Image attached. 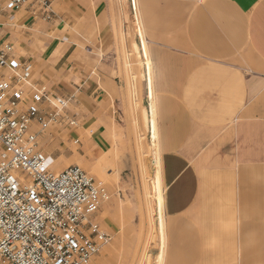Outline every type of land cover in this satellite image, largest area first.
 <instances>
[{
	"label": "crops",
	"instance_id": "1",
	"mask_svg": "<svg viewBox=\"0 0 264 264\" xmlns=\"http://www.w3.org/2000/svg\"><path fill=\"white\" fill-rule=\"evenodd\" d=\"M7 2L0 40L12 44L15 66L31 65L27 94L43 87L67 101L51 169L102 158L120 125L119 89L104 75L98 41L88 52L79 33L99 30L108 0L31 2L16 12ZM160 5L150 127L156 155V136L161 147L162 264H264V0H201L186 12ZM97 212L91 220L106 232Z\"/></svg>",
	"mask_w": 264,
	"mask_h": 264
},
{
	"label": "rangeland",
	"instance_id": "2",
	"mask_svg": "<svg viewBox=\"0 0 264 264\" xmlns=\"http://www.w3.org/2000/svg\"><path fill=\"white\" fill-rule=\"evenodd\" d=\"M167 2H175L177 8L186 12L201 0H108V12L99 30L95 33L83 29L79 33L83 36L79 46L84 50L88 51L93 41H98L104 75L115 80L120 95V125L116 124L118 130L110 151L98 160H64V168L76 164L89 176L101 181L109 196L101 203L96 219L111 239L102 245L90 264H162L164 212L161 206L160 215L157 202V176L160 175L157 156L161 147L156 136V155L150 109L154 102L155 116L152 50L154 21L159 16L156 7L161 3L164 7ZM26 31L19 23L15 28V33L21 36ZM92 50L96 52L95 47ZM16 52L22 53L20 49ZM89 59L85 62L86 67L90 66ZM41 131L39 148L45 149L47 168L53 171L51 168L60 162L51 158L53 154L57 155L52 138L59 133V127L57 124L48 125ZM162 184L160 188L163 190Z\"/></svg>",
	"mask_w": 264,
	"mask_h": 264
},
{
	"label": "built area",
	"instance_id": "3",
	"mask_svg": "<svg viewBox=\"0 0 264 264\" xmlns=\"http://www.w3.org/2000/svg\"><path fill=\"white\" fill-rule=\"evenodd\" d=\"M7 1L16 12L31 2L47 8L52 0ZM4 10L0 3V15ZM12 49L0 40V264H90L111 239L91 220L109 196L78 165L47 168L34 127L59 124L67 101L43 87L28 95L31 65L15 66ZM33 101L48 106L38 109Z\"/></svg>",
	"mask_w": 264,
	"mask_h": 264
}]
</instances>
